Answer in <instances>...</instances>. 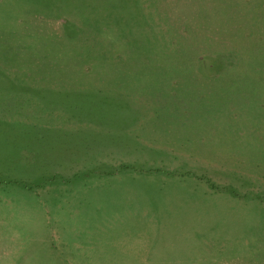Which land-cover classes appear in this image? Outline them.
<instances>
[{"label":"rangeland","instance_id":"374dc122","mask_svg":"<svg viewBox=\"0 0 264 264\" xmlns=\"http://www.w3.org/2000/svg\"><path fill=\"white\" fill-rule=\"evenodd\" d=\"M0 264H264V0H0Z\"/></svg>","mask_w":264,"mask_h":264}]
</instances>
